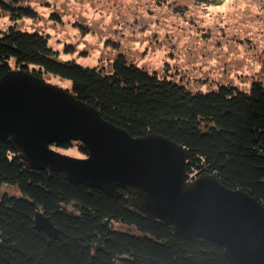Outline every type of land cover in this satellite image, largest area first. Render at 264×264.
<instances>
[{
  "label": "trees",
  "instance_id": "1",
  "mask_svg": "<svg viewBox=\"0 0 264 264\" xmlns=\"http://www.w3.org/2000/svg\"><path fill=\"white\" fill-rule=\"evenodd\" d=\"M24 15L37 18L25 0H0V17L16 21ZM12 68L46 81L68 79V91L130 135L158 133L181 145L186 179L211 174L264 206V84L259 81L250 95L221 86L191 96L127 66L122 56L108 74L59 60L46 33L15 24L0 31V76ZM50 147L87 154L76 140ZM120 192L113 197L71 182L62 171L29 168L9 140L0 138V264H233L221 245L174 232L130 204L125 189ZM37 211L59 231L49 235L36 229Z\"/></svg>",
  "mask_w": 264,
  "mask_h": 264
},
{
  "label": "water",
  "instance_id": "2",
  "mask_svg": "<svg viewBox=\"0 0 264 264\" xmlns=\"http://www.w3.org/2000/svg\"><path fill=\"white\" fill-rule=\"evenodd\" d=\"M0 138L8 139L27 167L62 171L73 183L96 187L162 219L178 234L221 245L233 264H264V206L215 176L185 175L184 148L158 133L132 136L102 118L68 89L21 68L0 76ZM76 140L87 154H64L51 143ZM84 157H87L86 159ZM36 229L59 230L40 211Z\"/></svg>",
  "mask_w": 264,
  "mask_h": 264
},
{
  "label": "clouds",
  "instance_id": "3",
  "mask_svg": "<svg viewBox=\"0 0 264 264\" xmlns=\"http://www.w3.org/2000/svg\"><path fill=\"white\" fill-rule=\"evenodd\" d=\"M25 7L39 19L0 17V31L13 24L42 29L53 37L49 44L61 41L54 52L70 44L73 59L89 69L108 74L122 56L191 96L221 86L250 95L254 81L264 84V0H25Z\"/></svg>",
  "mask_w": 264,
  "mask_h": 264
},
{
  "label": "rangeland",
  "instance_id": "4",
  "mask_svg": "<svg viewBox=\"0 0 264 264\" xmlns=\"http://www.w3.org/2000/svg\"><path fill=\"white\" fill-rule=\"evenodd\" d=\"M23 17H30L32 18L31 16H26L24 15ZM53 18H56L55 17V14H53ZM35 20V18H33ZM36 19H39V17H37ZM11 20V19H10ZM16 20H21V18H17ZM13 21V20H12ZM15 22V21H14ZM18 28H23L24 30H27V31H38V32H43L45 33L42 29H35V30H32V27L33 26H29V25H25V24H21V25H16ZM76 25H73V27H75ZM61 27H63V25L61 24ZM53 37L49 36L48 35V44H49V41L52 40ZM61 41L60 40H54V43L52 44H49V46L54 49L57 45H60ZM107 43V42H106ZM113 47H116V45H113ZM77 50L70 44H64L63 46V54H61L60 52H55V55L56 57L59 59V60H74L75 62H77L78 64H81L84 66L85 64V61L84 59H79V60H75L73 59L74 55L76 54ZM79 57L81 58H84L86 57L87 53L83 52V51H79ZM13 69V68H12ZM47 82L49 83H52V84H55L57 86H60L64 89H67L69 88V80L68 79H64V78H59L58 76H53V77H50ZM75 148H72V149H66V150H62L60 152L64 153V154H67V155H70V156H76V157H81L78 155L77 152H75L74 150ZM59 151V150H58ZM3 190H6L7 192L11 193L13 192L11 188H8V187H4L2 186L1 187Z\"/></svg>",
  "mask_w": 264,
  "mask_h": 264
}]
</instances>
